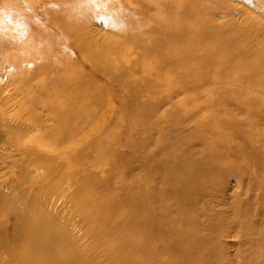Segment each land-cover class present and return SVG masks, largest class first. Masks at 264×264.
<instances>
[{
	"label": "rangeland",
	"instance_id": "rangeland-1",
	"mask_svg": "<svg viewBox=\"0 0 264 264\" xmlns=\"http://www.w3.org/2000/svg\"><path fill=\"white\" fill-rule=\"evenodd\" d=\"M5 185L47 264H264V0H0Z\"/></svg>",
	"mask_w": 264,
	"mask_h": 264
},
{
	"label": "bare ground",
	"instance_id": "bare-ground-1",
	"mask_svg": "<svg viewBox=\"0 0 264 264\" xmlns=\"http://www.w3.org/2000/svg\"><path fill=\"white\" fill-rule=\"evenodd\" d=\"M8 188L5 186L1 187L0 189V235L2 233L3 236V243L2 246H4L5 248L7 247V245H9L7 243V238L5 236H7L4 233V224L8 221V212L3 208L5 205L8 206L9 202L11 203L12 201V194L10 192H8ZM183 236V234L181 235ZM182 238V237H181ZM192 247H196L197 243H191ZM36 248L37 246L32 243V242H27L25 243L24 247L22 249H16L14 247H7V253H8V263L10 262L9 260L11 259L12 261V257L13 256H20L21 257V261L19 262V264H47L42 262V260L39 257V254L36 255ZM75 257V264H86L83 260L80 259V255L77 251H71ZM202 254H204V252H202ZM72 259V257H70ZM59 264H65L63 261V257H61Z\"/></svg>",
	"mask_w": 264,
	"mask_h": 264
}]
</instances>
